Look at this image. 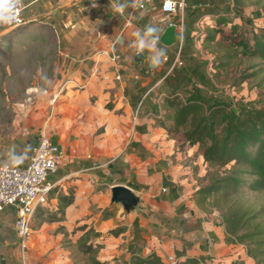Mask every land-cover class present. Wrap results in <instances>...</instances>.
Returning a JSON list of instances; mask_svg holds the SVG:
<instances>
[{"label": "crops", "instance_id": "crops-1", "mask_svg": "<svg viewBox=\"0 0 264 264\" xmlns=\"http://www.w3.org/2000/svg\"><path fill=\"white\" fill-rule=\"evenodd\" d=\"M21 1L27 23L53 28L59 60L45 80L48 97L20 104L12 122L0 123V164L28 163L42 135L62 146L64 159L48 202L32 217L25 247L17 208L0 210V264H85L74 251L91 228L101 233L89 241L101 246L97 258L106 264H131L132 250L155 251L168 261L192 256L202 264H255L243 245L226 242L219 212L198 206L194 193L205 169L200 160H181L176 140L159 125L170 64L161 58L153 65L147 51L136 55L129 47L147 25L159 38L170 23L192 35L203 17L230 12L229 0H185L178 13L163 12L165 0ZM120 4L127 5L123 14L116 11ZM157 48L170 55L178 39ZM116 184L140 194L135 212L111 203ZM69 193L74 202L62 214L60 197ZM117 227L124 229L112 233Z\"/></svg>", "mask_w": 264, "mask_h": 264}, {"label": "trees", "instance_id": "trees-1", "mask_svg": "<svg viewBox=\"0 0 264 264\" xmlns=\"http://www.w3.org/2000/svg\"><path fill=\"white\" fill-rule=\"evenodd\" d=\"M261 1L258 0L257 3ZM216 15L214 24L206 26L202 32V43L203 49L214 55L215 75L220 76L228 72L230 64L238 55V49L230 46V42L225 43L220 35L225 33L226 25H229L230 33V23L233 32H237L241 25L234 23L230 12L222 11ZM42 26L47 27L45 24ZM22 27L12 29L0 37L1 52H4L5 48V52L12 50L11 45L6 42L8 39L18 47L23 46L22 38L18 35ZM40 35V32L35 35L29 34L30 41ZM238 35L240 40L237 45L243 48L245 54L259 60L261 64L248 76L261 75L264 72V27L253 30L252 44L244 33ZM46 39L43 38V42H46ZM56 50L57 47L53 51L56 53ZM43 58L45 57L41 56L36 64L37 68H40L39 84L54 75L52 67H49L52 62L46 63L44 62L46 59ZM0 64L6 65L1 55ZM261 80L264 82V77ZM167 84L166 79L164 84L166 91ZM161 108L163 114L158 120L159 125L168 132L184 131L190 142L193 145L197 144L202 150L204 160L215 168L203 177L202 184L195 191L196 203L210 212H219L227 243L243 245L255 264H264V105L235 107L230 102L212 100L196 89H188L177 80L170 93H167ZM73 202V193L60 197L59 203L64 206V209H61L62 214H65V207ZM123 229L117 227L111 232L119 234ZM100 235V232L91 228L78 240L79 251L88 254L85 264H106L97 258L101 246H95L89 241L91 236ZM130 262L202 264L200 259L192 256L183 261L172 262L165 260L155 251L142 255L134 250L131 251Z\"/></svg>", "mask_w": 264, "mask_h": 264}, {"label": "rangeland", "instance_id": "rangeland-1", "mask_svg": "<svg viewBox=\"0 0 264 264\" xmlns=\"http://www.w3.org/2000/svg\"><path fill=\"white\" fill-rule=\"evenodd\" d=\"M10 1L0 0V8ZM257 1L229 0L230 3L224 6V9L226 8V10L230 11V17L234 23L241 25V28L237 32H233L230 23V33L229 25H226L225 33L220 35L224 38L225 43L230 42V46L238 49V55L230 64V69L227 73L216 76L213 64L214 55L203 49L202 32L206 26L214 24V15L211 14L200 19V24L192 30V35L183 33L180 36L178 49L169 55V61H167L171 66L178 59L177 64L170 70V74L167 77L168 94L174 83L179 80L188 89H196L212 100L230 102L235 107H260L264 105V82L261 80L264 77V72L258 76H248L260 67L261 64L259 60L245 54L243 48L237 45V42L240 40L239 33H244L245 37L249 38L252 44L253 40H251V37L253 30L264 27V0L261 3H257ZM46 26H42L41 23L37 25H34L33 22L26 23L18 31V35L24 43L23 46L18 47L8 39L6 42L11 45L12 50L5 52V48V53L0 50V55L4 63H6V65L0 66V123L7 124L12 122L14 109L19 108L22 103H25V105L30 104V102L27 103L25 101L29 87L37 86L47 89L51 87L50 84L45 82L46 79L39 84L40 68L38 69L36 66L41 56L45 57L43 59H46L44 61L46 63H53L59 60L57 52L53 51L59 45L56 33H54L51 26ZM38 28L39 30H37ZM38 32L41 35L31 42L29 34L35 35ZM4 34L2 32L0 37ZM43 38H47V41L43 42ZM203 62L207 63L203 64ZM49 67L51 66L49 65ZM51 69L54 74V69ZM31 82L33 83L31 84ZM43 95L44 97H48L45 94ZM169 133L176 140L175 152L177 150L182 152L183 159L181 160H200V165L205 169L203 171L205 175L209 171L215 170L204 160L202 150L199 149L197 144L193 145L190 142L184 131L174 130ZM172 156L175 157L176 154ZM200 165H196L198 166L196 171L199 170ZM198 182L202 184L200 179ZM74 254L80 260L88 258V254H83L78 248H75Z\"/></svg>", "mask_w": 264, "mask_h": 264}, {"label": "built area", "instance_id": "built-area-1", "mask_svg": "<svg viewBox=\"0 0 264 264\" xmlns=\"http://www.w3.org/2000/svg\"><path fill=\"white\" fill-rule=\"evenodd\" d=\"M5 5H7L8 11H4ZM5 5L0 8V34L27 23L23 15L25 6L21 0H11ZM185 6V0H165L162 10L167 13H178L183 11ZM141 7H144V4H141ZM177 31L179 40L183 35V29L178 26ZM162 59L166 62L169 61V55L165 54ZM177 61L178 59L170 66V70L177 64ZM28 91L25 101L34 103L43 94H46L48 89L31 86ZM57 96L54 95L53 99L55 100ZM63 159L62 146L52 137L42 135L28 163L22 166L0 164V210L10 205L17 208L16 228L21 236L23 247H25L26 239L31 232L32 217L40 205L48 202L54 186L51 178L58 172ZM95 166L99 165L95 163ZM169 259L172 262L176 261L173 257Z\"/></svg>", "mask_w": 264, "mask_h": 264}, {"label": "clouds", "instance_id": "clouds-1", "mask_svg": "<svg viewBox=\"0 0 264 264\" xmlns=\"http://www.w3.org/2000/svg\"><path fill=\"white\" fill-rule=\"evenodd\" d=\"M96 7V4H92ZM126 4H120L116 7V11L123 14ZM4 11H8L7 5L4 6ZM158 29L152 25L145 26L142 30H137L133 35L135 39L130 42L129 47L137 54H144L148 52V58L151 64L156 65L160 63L161 58L164 57L165 52L162 49L157 48L159 40ZM19 160V157H14L12 163L15 164Z\"/></svg>", "mask_w": 264, "mask_h": 264}, {"label": "water", "instance_id": "water-1", "mask_svg": "<svg viewBox=\"0 0 264 264\" xmlns=\"http://www.w3.org/2000/svg\"><path fill=\"white\" fill-rule=\"evenodd\" d=\"M177 27L169 24L160 36V42L166 46L173 45L177 40ZM142 197L132 188L116 184L111 188V203L121 204L127 213L135 212L141 206Z\"/></svg>", "mask_w": 264, "mask_h": 264}]
</instances>
